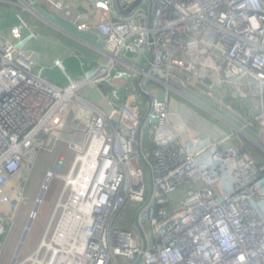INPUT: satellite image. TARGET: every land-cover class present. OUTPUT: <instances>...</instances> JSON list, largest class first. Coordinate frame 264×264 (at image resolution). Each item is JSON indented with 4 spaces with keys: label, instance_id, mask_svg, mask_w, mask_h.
<instances>
[{
    "label": "built area",
    "instance_id": "1",
    "mask_svg": "<svg viewBox=\"0 0 264 264\" xmlns=\"http://www.w3.org/2000/svg\"><path fill=\"white\" fill-rule=\"evenodd\" d=\"M153 1L149 26L152 0H0L19 8L10 36L0 25V205L10 207L0 209L1 252L28 204L39 154L66 146L78 170L22 264H264V160L212 109L246 101L244 127L264 132V0ZM23 12L86 52L54 49L51 33ZM71 57L90 68L73 78ZM39 65L60 68L67 85ZM175 96L230 132L191 126ZM128 203L137 207L134 227L116 224Z\"/></svg>",
    "mask_w": 264,
    "mask_h": 264
},
{
    "label": "rangeland",
    "instance_id": "2",
    "mask_svg": "<svg viewBox=\"0 0 264 264\" xmlns=\"http://www.w3.org/2000/svg\"><path fill=\"white\" fill-rule=\"evenodd\" d=\"M9 10H11L13 14H16L19 12V8L15 6L14 7L10 6ZM9 10L6 8H0V16L3 17L5 15H9V12H10ZM22 16L29 24L42 28V30L45 31L46 33L50 32L51 34L55 36H59L65 39V37L63 36L64 33H62V31H60L57 28L47 26L43 22L42 19L37 18L36 16L28 12H23ZM16 22H18V20L14 21V23ZM54 22L57 23L59 26H63L74 32V28H75L74 26H71L67 22L59 20L57 17H54ZM10 23L4 26L2 25L3 27H7L4 29L5 36H10L12 33L11 27H8L10 26ZM26 34H27L26 31H24L23 36H25ZM51 40L53 41L52 38ZM60 41L64 43H70V45L74 46V48H76L79 52H86L85 47L78 41H73V40H60ZM62 45L57 40H54L52 42V46L54 49L56 47L64 48ZM64 65L66 67L67 72L73 78L79 77L87 69L90 68L88 65L83 67L81 65V59L78 57L66 58L64 61ZM37 70L38 72L44 74L50 79L56 82L62 83L63 85H67V77L65 76V74L60 68L56 66L45 67V66L39 65L37 66ZM90 94L91 93L89 90L87 97L90 98L91 96ZM175 98L180 103V106H181L180 110L184 115L187 116V119L189 121V124H191V126L194 127V124L196 123L199 128L206 127L207 129H211L210 124H213V125L217 124L223 130L230 132V127L227 128L226 126H224L221 122H219L220 119H218L215 115H209L208 113L205 114L203 112V109L200 106L194 104L187 98H184L182 96H175ZM231 103L233 104L231 105L232 109L230 110L224 107H216V108L212 107V109H214L216 113L220 115H224L227 118L230 117L231 122L234 123V126H238L241 131H243L244 133H247L249 137L248 138L246 137L247 138V140L245 139L246 142L248 144H253L257 148H259L262 151V155H263L262 160H264V132L258 130L259 129L258 125H255L256 128H252L254 131L260 132L259 137L260 136L261 137L259 138L256 136L257 134L256 135L252 134L251 129L244 127L247 124V121L244 122L242 119L244 118V116H246L245 110L248 106L247 102L246 101L244 102V109L237 104L238 102L236 99H231ZM214 110L212 111L215 113ZM193 112H197V114H200L201 119H206L209 125L204 126L200 124L199 121L197 120L199 117L197 118L194 117V115L192 114ZM235 118L240 119L242 123L240 122L241 123L240 125H236L234 122ZM207 132L214 134V130L212 132L210 131H207ZM233 132L235 133L236 140H238L239 136L243 137V135L240 132H237L236 130H234ZM75 156H76L75 153L69 150L66 146H61L54 152L42 151L39 154V156L37 157L34 163L32 171L29 174V178L27 182V194L29 196L28 204L22 208V211L20 212V215L17 221L13 225L14 228L7 238V242L5 244V247L3 248V251L2 252L0 251V264H11V261L14 257V254L19 244V241L21 239V236L26 228V225L31 217V214L33 213L34 206L40 195L42 187L44 186V183L47 179L49 172L53 170L54 176L51 178L47 186L45 195L39 206L38 213L31 226V229L29 231L28 237L23 246L21 254L18 257L17 264H22V262L29 256L30 252H32L37 247V245L40 243L45 231L48 228V222L54 211L57 200L59 199V196L63 190L65 182L67 181L66 179L70 171L72 170V169L70 170V168H73V162H74ZM30 165L31 163L27 161L26 164L24 165V170L11 180L10 184L12 186H17L20 183L21 179L24 176H26L24 174L26 172L28 173V169L30 168ZM0 209L10 211V207L8 204H1ZM123 217L131 218V205L128 206L126 210V216H123ZM145 227L147 230L150 231V225L148 223L145 224ZM120 264H127V263L124 262L123 259H121Z\"/></svg>",
    "mask_w": 264,
    "mask_h": 264
},
{
    "label": "water",
    "instance_id": "3",
    "mask_svg": "<svg viewBox=\"0 0 264 264\" xmlns=\"http://www.w3.org/2000/svg\"><path fill=\"white\" fill-rule=\"evenodd\" d=\"M116 2H117V4L119 5V0H116ZM154 10H155V3H154V1L152 0V2H151V4H150V9H149V26H151V24H152V17H153ZM70 31H71V30H70ZM73 34L76 35V36H78V35L75 34V33H73ZM78 37H79V36H78ZM48 177H49V176H47V179H46V181H45V183H44V186L42 187V190H41V192H40V195H39V197H38V199H37V201H36V204H35V206H34V210H33V212L38 213L39 206H40V204H41V202H42V200H43V197H44V195H45V191H46V189H47V186H48V184H49V182H50V180H51V178H52V177L50 176V179H48ZM36 215H37V214H36ZM34 220H35V217H33V213H32V215H31V217H30V219H29V221H28V223H27V225H26V228H25V230H24V232H23V234H22V236H21V239H20V241H19V244H18V246H17V248H16V251H15L14 257H13V259H12V261H11V264H17L18 257H19V255L21 254V251H22L23 246H24V244H25V242H26V239H27V237H28L29 231H30V229H31V226H32ZM136 226L140 229V232H141L142 238H143V240L145 241V239H146V237H145V233H144V231H143L142 228H141V225H140V223H139L138 218H137V220H136ZM135 264H137V263H135Z\"/></svg>",
    "mask_w": 264,
    "mask_h": 264
},
{
    "label": "trees",
    "instance_id": "4",
    "mask_svg": "<svg viewBox=\"0 0 264 264\" xmlns=\"http://www.w3.org/2000/svg\"><path fill=\"white\" fill-rule=\"evenodd\" d=\"M2 3H0L1 6ZM5 5V4H4ZM10 7V5H8ZM7 17V16H6ZM8 17L5 19L7 20ZM12 23H14V21H16V19H11ZM11 23V24H12ZM237 122V121H236ZM238 124V122H237ZM224 126H226L228 128L227 125L223 124ZM247 143V142H246ZM247 147L249 148V150L252 152V154L258 159V160H262L263 155H262V151L257 148L256 146H254L253 144H248L247 143ZM131 205V218H124L123 216H126V210L128 208V206ZM136 214H137V207L135 205H133L132 203H128L119 213L117 219H116V224L123 226V227H134L135 225V218H136Z\"/></svg>",
    "mask_w": 264,
    "mask_h": 264
},
{
    "label": "crops",
    "instance_id": "5",
    "mask_svg": "<svg viewBox=\"0 0 264 264\" xmlns=\"http://www.w3.org/2000/svg\"><path fill=\"white\" fill-rule=\"evenodd\" d=\"M12 7V6H11ZM0 8H6V9H8L9 10V6L7 5V4H5L4 5V3H2L1 4V6H0ZM10 12H9V15H5V16H3V17H1V18H3L2 20H0V25L2 26H4V25H7L8 23H10L12 20L10 19V18H8L7 20H5L8 16H10L11 14H13V12L11 11V10H9ZM7 16V17H6ZM11 24V23H10ZM62 33H64V32H62ZM52 35V37L55 39V40H57L59 43H61V44H63L64 46H67L68 47V49H71L72 51L73 50H77L76 48H74V46H72V45H70V43H64V42H62V41H60V40H73V41H76L74 38H72L71 36H69V35H66V34H62L64 37H65V39H63V38H61V37H59V36H55V35H53V34H51ZM2 211H4V212H8V211H6V210H4V209H2Z\"/></svg>",
    "mask_w": 264,
    "mask_h": 264
},
{
    "label": "bare ground",
    "instance_id": "6",
    "mask_svg": "<svg viewBox=\"0 0 264 264\" xmlns=\"http://www.w3.org/2000/svg\"><path fill=\"white\" fill-rule=\"evenodd\" d=\"M71 169H72V168H70V170H71ZM70 170H69V171H70ZM74 173H75V174H74ZM48 176H49L48 179H50V176H51V177L54 176V172H53V171H50L49 174H48ZM75 178H76V172L73 171V170L69 173L67 179H66V177H65V179L67 180V183H68V182L71 183V182L75 181V180H76ZM67 183H66V184H67ZM36 214H37L36 212H33V217H35ZM31 258H32V260H33L34 262L38 261V258H37L36 255H34V256L31 257Z\"/></svg>",
    "mask_w": 264,
    "mask_h": 264
}]
</instances>
